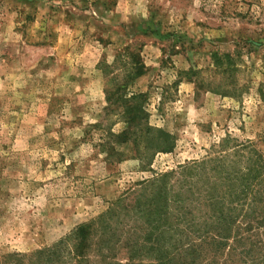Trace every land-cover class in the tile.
<instances>
[{"label": "rangeland", "instance_id": "obj_1", "mask_svg": "<svg viewBox=\"0 0 264 264\" xmlns=\"http://www.w3.org/2000/svg\"><path fill=\"white\" fill-rule=\"evenodd\" d=\"M148 126L172 152L150 156ZM227 136L264 149V0H0V260L89 224V264H264L262 237L183 253L211 226L203 199L150 214L152 180Z\"/></svg>", "mask_w": 264, "mask_h": 264}, {"label": "trees", "instance_id": "obj_2", "mask_svg": "<svg viewBox=\"0 0 264 264\" xmlns=\"http://www.w3.org/2000/svg\"><path fill=\"white\" fill-rule=\"evenodd\" d=\"M121 97L122 102L130 104L131 111L135 114L141 112L140 101L143 99V95L132 94L130 99L123 95ZM134 120L147 122V117L135 116ZM145 131L146 134H141L146 141V149L151 151V157L159 152H172L174 143L168 133L150 126L146 127ZM122 137L125 139L127 133H123ZM219 147L220 150L213 155L180 165L176 170L166 172L152 180L151 187L157 194L151 202L153 209L150 214H162V216L167 214L171 207L170 203L180 207L185 203V200H191L193 203H196L198 199L204 200L203 205L207 207L205 213L207 215L204 217L211 223V226L203 225L196 228L193 234L199 243L183 250V253L192 252V257L195 259H197V255L202 254L204 246L222 248L230 240V237L233 242L239 245L242 243L255 244L261 242V240L258 241L261 237L264 238V232L263 234L259 232L250 235L254 230L264 231V149H261L254 141L247 140L244 143H239L228 136L222 139ZM171 179L179 187L177 193L168 189ZM183 196H186V199ZM172 199L175 201L172 202ZM246 205L248 210L245 214H241L245 229L240 233V229L234 230L236 222L241 216L236 213L238 209L240 210ZM155 232L156 229L153 228V233ZM164 233L161 232L162 235L159 238H162L163 235L165 237ZM91 235L92 225L85 224L75 228L69 236L59 241L53 250L50 248L31 254H8L0 260V264H34L37 261L40 264H57L63 252L60 249L70 238L79 243L76 247L75 256L79 257L76 264H89L90 261L87 259L86 253L90 247ZM172 238L173 236L170 239ZM156 250L162 254L166 252L160 243ZM185 256L192 260L190 256ZM43 258L44 260H42Z\"/></svg>", "mask_w": 264, "mask_h": 264}]
</instances>
